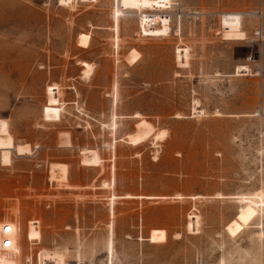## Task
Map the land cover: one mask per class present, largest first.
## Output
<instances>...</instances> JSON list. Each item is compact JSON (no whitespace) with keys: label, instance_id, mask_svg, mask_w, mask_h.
Listing matches in <instances>:
<instances>
[{"label":"rangeland","instance_id":"374dc122","mask_svg":"<svg viewBox=\"0 0 264 264\" xmlns=\"http://www.w3.org/2000/svg\"><path fill=\"white\" fill-rule=\"evenodd\" d=\"M142 13L170 32L144 35ZM0 136L29 148L0 151L15 264H264V0H0Z\"/></svg>","mask_w":264,"mask_h":264},{"label":"bare ground","instance_id":"6f19581e","mask_svg":"<svg viewBox=\"0 0 264 264\" xmlns=\"http://www.w3.org/2000/svg\"><path fill=\"white\" fill-rule=\"evenodd\" d=\"M74 0H60L62 4L71 3ZM142 7H149V8H157V9H163V8H169L170 3H143L141 4ZM115 21L118 25L119 16L122 14L123 10L115 7ZM142 12V11H141ZM160 14V13H159ZM158 13H142L141 17V32L144 35L147 36H154V35H165L170 32L169 27L167 26L169 17L164 15H159ZM141 16V15H140ZM241 15L239 14H226L223 17V26H224V36L227 38H241L243 34L240 32L241 28ZM156 22H159V26L156 25ZM118 29V28H117ZM90 33H81L79 34V46L87 48L90 44L91 39ZM115 40H119V36L117 35L115 37ZM176 60L175 62L178 63V65H187L190 61V52L189 49L186 47H178L176 48ZM238 72L242 71H248V68L246 66H238ZM92 68H87L85 70V74L83 77H89L92 73ZM49 96H50V104L51 105H57L59 104L58 99V88L51 86L49 89ZM115 107V105H114ZM196 111V110H195ZM198 113H203V110L197 111ZM139 116V114L136 115V117ZM179 116V115H178ZM116 117V116H115ZM115 126V124H114ZM114 128V127H113ZM153 127L151 125L147 124L143 127H140L136 130V132L133 135H129V142L132 144H139L147 140L153 132ZM162 132L159 134L161 135V138L165 137L167 135L166 130H161ZM158 135V134H157ZM158 135V136H159ZM13 138V137H12ZM9 136H0V151H1V158L4 164L9 165L12 163V150L15 149V151L18 153H24L28 152L29 148L27 145H18L15 146L13 144V140ZM115 140V139H114ZM113 140V141H114ZM116 140L113 142V147H115ZM51 178L52 179H60L63 181L68 180V168L66 164H53L51 167ZM257 199L263 200L264 194L260 193V191L256 194ZM116 198V197H115ZM252 196L242 195L241 200L242 201H252ZM5 221V220H4ZM0 221V228L3 224H6L11 227L12 229V248L10 250L0 251V264H15L16 261V253H15V238L14 235L16 234L14 222L7 221ZM4 222V223H3ZM200 224V217L196 214H189V220L188 225L195 230L197 226Z\"/></svg>","mask_w":264,"mask_h":264},{"label":"built area","instance_id":"2783aa9c","mask_svg":"<svg viewBox=\"0 0 264 264\" xmlns=\"http://www.w3.org/2000/svg\"><path fill=\"white\" fill-rule=\"evenodd\" d=\"M11 237V227L6 224H3L0 228V251L10 250L12 248Z\"/></svg>","mask_w":264,"mask_h":264},{"label":"crops","instance_id":"0c3cea01","mask_svg":"<svg viewBox=\"0 0 264 264\" xmlns=\"http://www.w3.org/2000/svg\"><path fill=\"white\" fill-rule=\"evenodd\" d=\"M88 67L87 66H85L83 69H82V73H84L85 72V70L87 69ZM49 88V87H48ZM48 94V93H47ZM61 96V95H60ZM49 104V103H48Z\"/></svg>","mask_w":264,"mask_h":264}]
</instances>
